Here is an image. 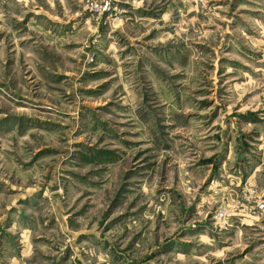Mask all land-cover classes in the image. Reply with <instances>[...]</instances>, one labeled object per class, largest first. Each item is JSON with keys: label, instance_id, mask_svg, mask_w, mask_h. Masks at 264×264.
<instances>
[{"label": "rangeland", "instance_id": "obj_1", "mask_svg": "<svg viewBox=\"0 0 264 264\" xmlns=\"http://www.w3.org/2000/svg\"><path fill=\"white\" fill-rule=\"evenodd\" d=\"M0 0V264H264V0Z\"/></svg>", "mask_w": 264, "mask_h": 264}, {"label": "built area", "instance_id": "obj_2", "mask_svg": "<svg viewBox=\"0 0 264 264\" xmlns=\"http://www.w3.org/2000/svg\"><path fill=\"white\" fill-rule=\"evenodd\" d=\"M121 2L122 0H97L90 6V10L95 11L100 16L109 14L112 17L118 12L117 6L119 7ZM257 207L259 211L264 212V201L258 202Z\"/></svg>", "mask_w": 264, "mask_h": 264}]
</instances>
